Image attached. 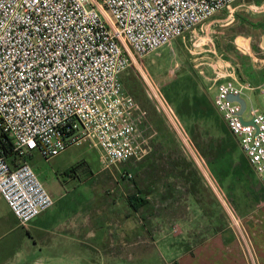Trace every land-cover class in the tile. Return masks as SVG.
I'll list each match as a JSON object with an SVG mask.
<instances>
[{
    "label": "built area",
    "instance_id": "obj_1",
    "mask_svg": "<svg viewBox=\"0 0 264 264\" xmlns=\"http://www.w3.org/2000/svg\"><path fill=\"white\" fill-rule=\"evenodd\" d=\"M237 1L0 0V141L12 155L0 142V198L20 226L54 204L29 163L34 154L48 161L87 145L101 170L149 154L146 113L121 76L142 73V58ZM248 89L221 82L213 104L264 188V108L248 109ZM258 90L264 103V79ZM228 95L245 101L241 115Z\"/></svg>",
    "mask_w": 264,
    "mask_h": 264
},
{
    "label": "rangeland",
    "instance_id": "obj_2",
    "mask_svg": "<svg viewBox=\"0 0 264 264\" xmlns=\"http://www.w3.org/2000/svg\"><path fill=\"white\" fill-rule=\"evenodd\" d=\"M140 62L142 73L129 69L121 81L146 113L150 152L145 158L101 170L98 152L77 145L48 161L34 154L29 160L32 169L47 191L55 185L68 192L67 198L74 196L77 180L66 175L77 172L85 174L96 193L112 198L120 183L127 201L134 195L146 200L136 212L129 208L130 214H137L135 219L144 221L145 230L144 238L135 241L139 247L132 242L127 248L129 254L145 253L148 259L155 254L159 264L153 242L161 237L160 264H189L195 247L209 238L215 245L212 238L225 231L226 239H239L243 261H249L247 250L253 247L240 216L250 213L264 188L213 100L218 84L231 80L252 88L244 93L248 109L263 111L258 86L264 79V0H239ZM59 157L66 161L57 166ZM61 166H67V171ZM2 230L0 262H5L13 253L16 232ZM111 249L106 247L112 255ZM148 259L145 264H152ZM23 264L42 263L29 259Z\"/></svg>",
    "mask_w": 264,
    "mask_h": 264
},
{
    "label": "crops",
    "instance_id": "obj_3",
    "mask_svg": "<svg viewBox=\"0 0 264 264\" xmlns=\"http://www.w3.org/2000/svg\"><path fill=\"white\" fill-rule=\"evenodd\" d=\"M65 161V157H59L56 165L60 166ZM66 167L61 166V170L67 171ZM66 176L77 180L73 185L74 196L67 198V191L51 186L48 192L54 200L53 206L26 227L18 224L0 198V234L2 228L16 232L13 253L0 264H23L29 259L39 260L42 264H145L148 259L145 253L135 256L127 250L133 245L132 242L139 247L140 242L135 241L144 238L145 230L141 221L135 219L137 214L129 213L130 205L121 184L117 183V188H114L116 195L109 198L93 191L84 173L79 175L76 172ZM261 195L257 196V202L253 204L250 213L240 216L245 226L244 233L253 247L247 250L251 255L250 262L243 261L244 251L239 239H226L228 232L223 231L212 238L215 245H212L209 238L202 246L195 247L193 255H189V264H264V195ZM18 229L23 232H18ZM108 245L114 247L111 249L114 256L107 253ZM153 247L161 257V237H157ZM167 249L172 250L170 247ZM126 251L129 255L124 254ZM149 258L152 264H156L155 254H149Z\"/></svg>",
    "mask_w": 264,
    "mask_h": 264
},
{
    "label": "trees",
    "instance_id": "obj_4",
    "mask_svg": "<svg viewBox=\"0 0 264 264\" xmlns=\"http://www.w3.org/2000/svg\"><path fill=\"white\" fill-rule=\"evenodd\" d=\"M198 104H197V101L196 100H193V103H192V106H197ZM1 138L3 139V140H1L0 142H1V148L2 149H4V151H5V154H6V157L8 158V159H11L12 158V155L10 154V150H8V148L10 147V142H9V140L6 138V136L5 135H1ZM128 203H129V205H130V207L132 208V210L133 211H137V210H139L141 207H143L144 205H146L147 204V202H146V200H144V199H142V198H140V197H138L137 195H134V196H131V197H129L128 198ZM144 217H145V214H144ZM153 218H156V217H153ZM142 220V219H141ZM140 220V221H141ZM148 220H149V218H148ZM148 220H146L145 219V222H147ZM143 221V220H142ZM141 221V222H142ZM144 222V221H143ZM148 224H150V221H148L147 222V225ZM152 224V223H151ZM155 232H156V230H155Z\"/></svg>",
    "mask_w": 264,
    "mask_h": 264
},
{
    "label": "water",
    "instance_id": "obj_5",
    "mask_svg": "<svg viewBox=\"0 0 264 264\" xmlns=\"http://www.w3.org/2000/svg\"><path fill=\"white\" fill-rule=\"evenodd\" d=\"M227 99L229 101H236V102H238L240 104L239 115H241V113L245 109V101L242 98H240L239 96H237V95H228ZM246 124H252V122H247Z\"/></svg>",
    "mask_w": 264,
    "mask_h": 264
}]
</instances>
